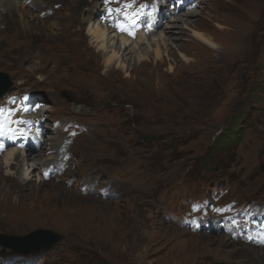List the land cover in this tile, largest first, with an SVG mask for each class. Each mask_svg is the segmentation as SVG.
Segmentation results:
<instances>
[{"label":"rangeland","instance_id":"1","mask_svg":"<svg viewBox=\"0 0 264 264\" xmlns=\"http://www.w3.org/2000/svg\"><path fill=\"white\" fill-rule=\"evenodd\" d=\"M195 1L198 14L186 16L192 23L182 28L185 42L197 31L225 47L232 32L219 25L230 30L241 25L247 33L242 55L224 58L211 49L221 68L195 64V75L183 80L178 76L179 66L186 65L181 55H206L185 43L160 65L164 72L172 66L175 74L148 81L168 89L163 98L141 87L147 81L142 74L115 68V63L105 67L103 54L74 42L86 36L90 12H96L94 17L103 12L100 0H86L73 8L74 16L61 7L63 0H47L25 34L0 32V71L11 81L0 101L32 94L26 106L35 112V103L46 105L45 127L56 119L73 120L83 130L69 145L68 174L40 182L42 167L37 165L21 192L26 199L22 205L14 210L0 205V234L23 237L43 228L62 239L41 248L50 236L6 239L10 245L0 243V255L29 253L43 264H195L201 259L205 264H264L258 257L264 245L258 239H235L220 225L237 213L244 215L239 223L246 228L251 219L264 224V0ZM146 2L154 10L162 0ZM170 4H164L168 10ZM75 60L88 64L91 73L71 68ZM238 120L240 137L227 147H211ZM94 174L99 185L111 183L112 196L81 194V177ZM36 194L34 210L39 212L33 216L28 208ZM186 212L196 226L179 225L175 216ZM218 239L226 244L220 246Z\"/></svg>","mask_w":264,"mask_h":264},{"label":"bare ground","instance_id":"2","mask_svg":"<svg viewBox=\"0 0 264 264\" xmlns=\"http://www.w3.org/2000/svg\"><path fill=\"white\" fill-rule=\"evenodd\" d=\"M164 1L165 0H162L161 4L159 3L160 6H157V9L147 18L146 21L141 17H121L120 5H118L115 13L108 14V21L114 27L113 29L108 26V23L105 20H102L101 18L107 10L104 4H111L112 1L109 0L108 3H104V0H100V4L103 6V12H101L100 15L98 13L96 17H94L96 12L92 11L90 14L88 13L91 17L86 21L88 23L86 24V36H78V39L74 40V42H78L79 44L81 43L85 49L91 50L92 48H95L97 54H103V63L105 67L111 66L115 63V68L120 65V67L127 69L130 72L136 71L137 74H142V78H145L147 81L146 83H142L141 87L146 92L155 93L157 97L161 98L167 97V88L161 86L154 87L148 81L157 77L168 78V75L175 74L172 66H169L168 71L164 72L160 69V65H162L165 61L170 62L171 58H169V56L174 57L175 52L181 50V48L185 46V39L181 35L183 33L182 28L189 29L192 23V21H189L185 17L197 15L199 5H197L196 2L195 4L191 2L187 7H172L168 10L169 8L164 5ZM48 2L47 0H0V25H4V28L1 29L2 31L0 32L6 33L7 31L8 33H13L12 35L10 34L12 37L18 36L14 34L16 32L19 34H25V28L30 29L32 25L31 21H33V19L36 21L38 20L37 18L39 17V13L45 9V4ZM85 3L86 0H63L61 7L64 9H67L68 7L69 13H71L73 8L78 9ZM28 7L36 8L38 12L36 11L34 13L29 11L31 9ZM188 7L193 8L189 9ZM91 8L92 6L90 9ZM184 11L185 14L178 16V14ZM44 15L49 16V14L46 13ZM81 18L82 20L85 19L84 17ZM161 18L163 20H161ZM224 23L228 24L227 21H224ZM219 26H221L222 29L232 32L228 35L225 47L222 45L217 46L213 40L197 31L193 32L191 39L189 38V40H187V46L195 48V50L203 51L206 55L202 59H196V53H194L193 59H185L181 55V59L186 61V65L184 64L183 66H179L178 70H181L182 68L181 71H178V76L180 78H183L184 80L185 78H190L191 75L194 76L195 64H200L201 66L208 65L209 67H213L214 70H219L221 65L217 59L210 55L211 49H215L217 55H220V57L230 59L233 56L241 57L245 36H247L245 27L237 25V27H235L236 30H230L225 25L220 24ZM118 27L135 32V37L133 38L130 35H125L128 34L126 31H118ZM115 31L121 32L122 34H118ZM150 36H153L151 40H149ZM176 41H180V44H176ZM142 44L143 46H141ZM107 48H109V54H104ZM74 49H76V47H74ZM78 61L80 60H75V64H69V66L75 69V71H81L83 73L81 74L84 75L86 70L89 68L88 64L86 65L83 62L81 63ZM151 62L153 63V66H151ZM91 66L92 65H90V67ZM90 70L92 69H89L88 71ZM110 70L111 69L108 68L105 72L109 73ZM41 105L42 103H35V112H32L31 109L28 111L24 110L25 108H28L26 105L18 107L16 101H13L12 98L9 99V101L6 99L0 101V109H3V111L0 112V126H2L6 131L8 129L14 130L9 135L10 139L7 136L0 139V142L5 145L3 150H0V170H6L4 175H0V205L11 210L16 209L17 206L22 205V201L26 200L24 199V196L21 195V192L25 189L24 186H26V183H29L34 177V168H36L37 165L38 167H42V175L40 171L38 176L40 182L47 180L48 177L54 178L63 174H68V165H70L71 162V154L68 151L69 145L71 141H73L74 137L77 138V134L72 132V128H75V124L78 123L73 120L64 122L60 119H56L54 122L49 124V127H45L43 120L44 112H46L47 107L46 105ZM17 120L30 121L31 123H14V121ZM19 130H24L25 135L20 136ZM82 131L83 130H80V133ZM42 145L44 151L40 150ZM41 152L45 158L41 156ZM48 160H50V162L43 165V162ZM45 175L47 178H45ZM96 176L97 174L88 177H81L79 181L80 186L84 185L88 189L96 186V194L98 197L106 198L110 196L104 194V190L100 188V186L104 185H99L100 182L96 180ZM66 184H71L69 179ZM109 184L111 183L108 182L106 185ZM16 189L20 191L15 192ZM31 189L32 191L34 190V194L37 193V190L34 187H31ZM12 194L15 195V200L11 197ZM81 194L84 195L82 190ZM86 195L88 196L90 194L86 193ZM35 196L36 197L32 198L31 205L28 208L29 214H32L33 216L39 212L34 210L39 202L37 199L38 194ZM37 215L38 214H36V216ZM249 226H253L252 223H249ZM172 230L174 233L175 231L176 233L179 232L176 229ZM255 236L257 238H260L261 236L264 237V233H256ZM229 238L232 237L230 236ZM242 238L243 237L241 236L237 237L238 240ZM216 241L220 246L226 244L222 239H218ZM255 253L257 254V252ZM258 257L264 258V251H261V256ZM194 263L205 264V260H197Z\"/></svg>","mask_w":264,"mask_h":264},{"label":"water","instance_id":"3","mask_svg":"<svg viewBox=\"0 0 264 264\" xmlns=\"http://www.w3.org/2000/svg\"><path fill=\"white\" fill-rule=\"evenodd\" d=\"M10 85H11V81L8 77V74L3 71H0V96L5 94L9 90ZM65 97L67 100L70 101V98L68 97L67 93H65ZM261 168L264 172V164L261 165ZM38 236H50L51 239L48 242L38 246L37 248L51 247L52 245L56 244L62 239V235L57 232H54L49 229L37 228L29 232L27 236H23V237L16 235L0 234V243L2 245L7 246L10 245V241H7L6 239L25 240L27 238H36Z\"/></svg>","mask_w":264,"mask_h":264},{"label":"trees","instance_id":"4","mask_svg":"<svg viewBox=\"0 0 264 264\" xmlns=\"http://www.w3.org/2000/svg\"><path fill=\"white\" fill-rule=\"evenodd\" d=\"M239 123L234 122L230 126L227 125L225 129L222 130L213 140L211 147H215V149L227 147L230 144H233L239 137L241 130L239 129Z\"/></svg>","mask_w":264,"mask_h":264},{"label":"snow or ice","instance_id":"5","mask_svg":"<svg viewBox=\"0 0 264 264\" xmlns=\"http://www.w3.org/2000/svg\"><path fill=\"white\" fill-rule=\"evenodd\" d=\"M108 2H109V0H104V3H108ZM108 11H109V10H106V14H107ZM149 26H151V25H149ZM117 30H118V31H126V32L128 33V35L132 36L133 38L135 37V32L128 31V30L125 29V28H120V27H118ZM24 110H25V111H28V110H30V109L25 108ZM2 111H3V109H0V112H2ZM14 123H16V124H20V123L29 124V123H31V122H30V121H21V120H17V121H14ZM13 131H14L13 129H8V130L6 131V130H4V128H3L2 126H0V137L9 136ZM19 135H20V136H24V135H25L24 130H19ZM4 146H5V145H4L2 142H0V150H3ZM45 178H47L46 175H45ZM217 211H220V210L217 209ZM247 239L252 240L253 238H252L251 236H248Z\"/></svg>","mask_w":264,"mask_h":264}]
</instances>
